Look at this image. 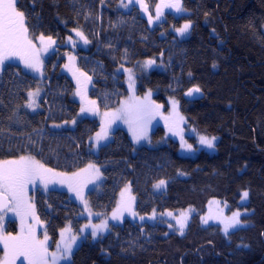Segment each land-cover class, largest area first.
Returning <instances> with one entry per match:
<instances>
[{
  "label": "trees",
  "instance_id": "trees-1",
  "mask_svg": "<svg viewBox=\"0 0 264 264\" xmlns=\"http://www.w3.org/2000/svg\"><path fill=\"white\" fill-rule=\"evenodd\" d=\"M119 1L19 0L28 34L51 37L57 48L45 63L42 83L16 65L2 70L0 161L31 156L66 174L100 167L101 191L88 194L96 213L111 212L125 184L135 195L138 216L197 211L182 235L159 221L126 219L94 242L83 240L70 264H264V0H181L187 14L167 15L153 28L136 8L120 10ZM185 21L189 35L179 40L172 27ZM77 31L88 41L86 48H75L77 68L90 78L89 96L100 112L115 108L127 94L117 67L153 58L163 68L140 76L139 92L153 90L162 104L176 98L189 125L218 138L216 152L182 157L174 141L135 148L122 129L95 149L101 126L82 118L70 127L81 101L74 81L60 72L66 38ZM40 86V107L31 112L27 95ZM194 87L203 97L186 99ZM162 133L157 127L152 135ZM161 180L165 190L154 193ZM245 191L248 202L240 206ZM212 199L224 202L228 213L246 210L245 226L227 234L216 225L202 227L199 217ZM35 211L52 241L68 223L77 229L83 222L79 206L60 190L37 195ZM6 229L15 233V223Z\"/></svg>",
  "mask_w": 264,
  "mask_h": 264
},
{
  "label": "rangeland",
  "instance_id": "rangeland-1",
  "mask_svg": "<svg viewBox=\"0 0 264 264\" xmlns=\"http://www.w3.org/2000/svg\"><path fill=\"white\" fill-rule=\"evenodd\" d=\"M162 2H173V0H155V3L153 5H149L146 2V0H143V3L147 5V11H145L141 7L140 3H138L137 0H120L118 7L120 10L126 12L129 11L131 8H136L140 16L146 20L150 28H153L159 25L160 23H162L166 19L167 15H171L174 18H178L181 16H185L187 14L185 11L178 13L175 11V9L164 8L162 10V14L160 15L159 19H157L156 7L158 4H161ZM122 5H127V6L124 7ZM149 16H152L153 18L151 23H149ZM185 23H189V22L186 21L182 22L180 27H182L183 24ZM176 29L177 28L172 27V32L179 40H183L188 37L190 28L187 31V33H185L184 35H178ZM75 34L76 33H74V36L72 37L66 38L65 46L68 48V50L63 54L64 63L60 69V72L65 74L67 77H69L71 80L74 81L75 86L77 87L76 97L78 98L79 101H81L80 114L78 115L76 120H74L70 124V127H73L76 121L82 118L96 119L100 124L101 129L103 126L107 127L106 137L100 140H97L96 136L94 137L93 142L95 149L109 142V140L112 137V132L114 130L122 129L128 134L135 148L141 146H148L154 148L165 145L168 143V141H174L178 146L177 154L182 157L193 158L201 151L208 154H214L216 152V142L218 138L216 136H210L200 133L194 126L189 125L185 120V118L183 117V115L180 113L179 102L176 98L169 97L166 99V104H162L154 99L155 92L153 90L146 89L142 92H139L138 90L139 77L143 75H147L153 70L160 71L163 68L161 62L156 61L153 58L141 60L132 66L117 67V73L123 75V83L126 87L127 94L121 100L119 105H117L115 108L110 109L107 112H100L97 102L92 98H90L89 96V91L91 89L90 78L85 74L82 76L81 72L77 68L75 48L76 47L86 48L87 44L85 43L84 39L81 40L80 37L78 39L77 35L75 36ZM40 37L41 36L29 35V38L32 40V43L36 46L34 51L39 55V60H40L39 71H33L31 68L25 67L24 62L20 59L19 56H10L7 59H4L2 63H0V75L2 73V70L7 65L11 64V65L19 66L28 74L38 78L39 81L42 83L43 78L45 76V63L47 59L53 56L54 53L56 52L57 44L55 40L52 39L54 43L48 46L47 37H45V41L43 43L41 42ZM73 46H74V51H73ZM45 47L47 50H44ZM70 57L74 59L70 60ZM150 60L153 61V63L147 64V61ZM129 77H131V80L129 79ZM31 92L35 94L31 99L32 106L31 107L28 106L30 100H29V95H27L26 107L29 111L36 112L40 107L39 102L43 94V87L40 86ZM146 96L148 97L147 101H145ZM137 100L144 101L145 103H149L151 104L152 107L150 112L142 117V132H143L142 138H140L139 140H134L133 131L130 130V124L129 122H126L128 119H133L134 116L111 120V117H106L105 113H118L126 104L134 105L137 102ZM173 100L176 101L175 110L172 104ZM82 108H84L85 111L82 112L81 111ZM120 114L121 116L124 115L122 112ZM180 117H183V120H181ZM133 127H135V125H133ZM157 127H161L163 129V133L159 137L154 138L152 134ZM140 131L141 130L138 129L137 134H140ZM201 136H205L209 139L215 137L216 139L213 141L214 146L212 148H209L206 145L201 144L200 143ZM181 137H183V142L185 145L192 146L191 150H189L187 147H182ZM93 166L94 168H89L88 165L84 169L75 172V173H80V175L64 183H61L60 180L64 177H72L74 173L66 174V173L52 171L53 173L61 174V176H51V174H49V182L47 183L46 186L39 179H37L33 183H29L26 186L25 198L27 200V205L25 207L26 210L29 212V214L27 215L24 223L25 231H27L28 226H31L35 230L37 239L41 241L44 240L46 234L48 237L46 246L48 248L49 253L57 252V246L59 244L61 246L60 254H62L63 245L69 242L72 243V251L70 255L67 258L58 260L57 264H70L73 251L83 240L89 238L90 241L94 242L100 239L105 234H107L111 226L121 225L123 221L126 219L136 222H151V223L155 221H159L165 226H167L170 232H174L176 234L182 235L187 227L188 222L190 221V218L192 217V215H194L197 212L193 207H189L184 210L171 212L173 214L172 216H168L166 214L169 211H165L161 213L152 212L151 214L146 216H138L135 212V206H136L135 195L133 194L130 185L125 184L117 194V199L114 209L106 214L96 213L92 211L90 207L88 194L90 191H94V190L96 191V193H100L102 176H101L100 167H97L95 165ZM95 169H99L98 176L95 172ZM159 182H157L153 186L154 193H162L166 188V183H167L166 181L164 185H161L160 187H156V185ZM69 184L72 185V188L74 190L69 189ZM50 190H60L66 192L69 196V199L79 206L81 210L79 217L83 220L82 224L77 229H74L72 225L68 223L63 229L59 231L58 237L54 241L51 240L48 232L45 229V224L39 220L35 211V199L37 195L39 194L44 195ZM78 192L79 195L77 194ZM122 193L124 194L123 197L121 195ZM130 197L131 199H129ZM122 199L125 203L130 205L131 211L135 212V215H132L131 212L129 211H123V213L119 216V218L112 219V214L114 210L117 209L118 205L121 204ZM85 202L87 204V208L85 206ZM247 202H248V197L242 199V195H241V198L239 200V205L240 206L246 205ZM28 205H30L31 208H28ZM31 209H34L35 218L31 214ZM182 212L186 213L187 216L184 222L183 229H181L180 225L177 223V218L180 217V214ZM237 212L240 213V216L238 217L240 223L235 225L234 227L229 228L227 233H230L232 231L244 227L245 223L242 221V218L248 215V212L244 209H241L228 213L227 205L224 202L220 200L212 199L208 201L206 205V211L204 212V214L199 217V223L202 227L208 225L219 226L222 232L225 233L224 231L225 223L229 221V219L233 216V213H237ZM141 217H143V219H141ZM103 221H107V225H108L107 229H105L103 232H98L97 237L93 238L92 228L90 226L89 227H85V226L100 224ZM8 222L15 223V231H16L15 233H10L6 231ZM81 229H84V231L81 232ZM20 232H21V216H18L14 211H10L7 209L6 212L0 215V235L16 236ZM62 232H63V236H62ZM73 236L76 237L74 242L71 239ZM4 258L5 257H4L3 244L0 243V262H2ZM50 259L51 258L49 257V260ZM15 264H27V261L24 259L23 256H20L17 257Z\"/></svg>",
  "mask_w": 264,
  "mask_h": 264
},
{
  "label": "snow or ice",
  "instance_id": "snow-or-ice-1",
  "mask_svg": "<svg viewBox=\"0 0 264 264\" xmlns=\"http://www.w3.org/2000/svg\"><path fill=\"white\" fill-rule=\"evenodd\" d=\"M140 3L141 7L147 11V5L143 3V0H137ZM19 4V0H0V63L4 59H7L10 56H19L20 59L24 62L25 67L31 68L33 71L40 70V60L39 55L36 53L35 45L32 43V40L28 35V27L26 14L24 11H20L17 8ZM126 7L127 5H122ZM164 8L175 9L176 12H183V6L181 0H173V2H162L158 4L156 7V18L159 19L162 14V10ZM152 16H149V23L152 22ZM190 28V23L183 24L182 27L176 29L178 35H184ZM77 36H80L81 39H84L85 43H87V39L83 36V34L79 31L76 32ZM41 42L45 41V37L41 35ZM48 46H50L54 41L51 37H47ZM44 50H47L46 47ZM74 58L70 57V60ZM153 61H147V64H152ZM83 76L84 74L81 73ZM131 80V77H129ZM193 92H200L199 87H194L186 93L187 95H191ZM29 107L32 106L31 99L35 95L32 92H29ZM148 97H145V101H147ZM94 103V102H92ZM173 108L175 110L176 101H172ZM151 104L145 103L144 101H138L134 105H125L120 112L118 113H105L106 117H111V120L125 118V117H133V119H128L126 122L130 124V130L133 131V139L139 140L143 136L142 132V117L150 112ZM159 107V106H156ZM81 111H85L84 108ZM124 115L121 116L120 113ZM183 120V117H180ZM135 125V127H133ZM138 129H140V134H137ZM107 136V127L103 126L101 132L96 134V139L100 140ZM215 137L211 139L201 136L200 143L206 145L209 148H212L213 141ZM182 140V147H187L191 150V145H185ZM89 168H94L93 165H89ZM95 172L98 176L99 169H95ZM49 174L51 176H61L59 173H53L52 169L45 168L44 164L40 161L34 159L31 156H21L19 159H11V160H2L0 161V201H3L2 207L6 208L10 211H14L18 216H21V232L16 235H0V243L3 244L4 249V260L0 262V264H15L17 257L23 256L27 261V264H57L58 260L67 258L72 251V243H65L63 245L62 254L61 246L58 244L57 252L49 253L48 248L46 246L48 237L45 234L44 240L41 241L37 239L35 230L28 226L27 231H25L24 223L29 212L26 210L27 200L25 198L26 193L25 189L29 183L35 182L39 179L42 183L47 185L49 182ZM80 173H74L72 177H64L60 180L61 183L66 181H70L76 177H78ZM165 181L161 180L156 187H160L164 185ZM69 189L74 190L72 185L69 184ZM79 195V192L77 193ZM123 197V193L121 194ZM248 197V192L245 191L242 194V199ZM131 199V197L129 198ZM215 203V202H212ZM85 206L87 208V204L85 202ZM28 208H31L28 205ZM123 211H129L132 215H135V212L131 211L130 205L125 203L122 199L120 205H118L117 209L114 210L112 214V219H117L123 213ZM31 214L35 218L34 209H31ZM168 216H172L171 212L166 213ZM240 213H233V216L229 219L228 222L224 225V231L227 234L228 229L234 227L239 224L240 221L238 217ZM187 216L186 213L182 212L180 217L177 218V223L180 225L181 229L184 227V222ZM143 219V217H141ZM38 222V219H37ZM206 222V221H205ZM92 228V236L93 238L97 237L98 232H103L107 229V221H103L100 224L94 225H86L85 227ZM70 230V229H69ZM84 229H81L83 232ZM63 236V232H62ZM72 241L74 242L76 237L73 236ZM49 257L51 258L49 260Z\"/></svg>",
  "mask_w": 264,
  "mask_h": 264
},
{
  "label": "water",
  "instance_id": "water-1",
  "mask_svg": "<svg viewBox=\"0 0 264 264\" xmlns=\"http://www.w3.org/2000/svg\"><path fill=\"white\" fill-rule=\"evenodd\" d=\"M192 89V88H191ZM189 91V90H188ZM188 91L186 93H188ZM186 99H189V100H199L203 97L202 93L201 92H193L191 95H187L185 94L184 96ZM2 203L3 201H0V215H2L4 212L7 211L6 208H3L2 207Z\"/></svg>",
  "mask_w": 264,
  "mask_h": 264
}]
</instances>
